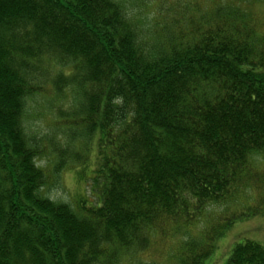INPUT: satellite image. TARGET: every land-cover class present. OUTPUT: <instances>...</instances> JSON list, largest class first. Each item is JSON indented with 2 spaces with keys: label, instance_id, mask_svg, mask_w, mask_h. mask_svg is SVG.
Listing matches in <instances>:
<instances>
[{
  "label": "trees",
  "instance_id": "obj_1",
  "mask_svg": "<svg viewBox=\"0 0 264 264\" xmlns=\"http://www.w3.org/2000/svg\"><path fill=\"white\" fill-rule=\"evenodd\" d=\"M260 2L0 0V264H167L141 255L176 236L168 264H201L264 216ZM47 93L51 136L26 120ZM68 168L75 206L41 192Z\"/></svg>",
  "mask_w": 264,
  "mask_h": 264
},
{
  "label": "rangeland",
  "instance_id": "obj_2",
  "mask_svg": "<svg viewBox=\"0 0 264 264\" xmlns=\"http://www.w3.org/2000/svg\"><path fill=\"white\" fill-rule=\"evenodd\" d=\"M259 4L256 10L262 13L264 11V2H260ZM50 101L51 95L47 93L37 95L35 99L29 102L26 120L31 130L36 134L51 136ZM41 158L39 163L51 174V155H46ZM45 185L41 190L44 195L49 198L65 201L72 206H75L79 196L89 198L88 187L85 189L86 184L79 180L76 171L72 168L62 170L56 175V179L49 177ZM238 202L236 204L239 206ZM232 205H228L229 208ZM241 218L235 221L233 226L228 228L223 237H218L213 252L207 258L203 259L201 264H224L231 246L244 237H250L264 243V216L253 215L248 218L246 216ZM178 238L176 236L175 239L164 240L163 242L155 238V240H152L147 252L141 255V258L154 259L168 264L173 250L177 245Z\"/></svg>",
  "mask_w": 264,
  "mask_h": 264
}]
</instances>
